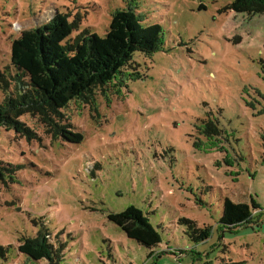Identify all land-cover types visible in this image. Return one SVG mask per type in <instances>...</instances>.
Wrapping results in <instances>:
<instances>
[{"label":"rangeland","instance_id":"obj_1","mask_svg":"<svg viewBox=\"0 0 264 264\" xmlns=\"http://www.w3.org/2000/svg\"><path fill=\"white\" fill-rule=\"evenodd\" d=\"M231 2L0 0V73L14 74L12 41L56 12L79 20L72 37L105 36L112 13L132 6L163 33L162 50L134 54L116 80L61 111L82 143L52 140L29 115L19 120L34 140L0 129V162L18 166L0 181V246L10 247L0 264H49L17 251L39 229L62 246L58 264H264V14L225 11ZM13 92L0 88V105ZM209 123L218 137H205ZM225 196L252 197L262 214L222 237ZM129 206L159 232L153 254L108 220ZM182 219L212 227L210 238L191 242Z\"/></svg>","mask_w":264,"mask_h":264},{"label":"trees","instance_id":"obj_2","mask_svg":"<svg viewBox=\"0 0 264 264\" xmlns=\"http://www.w3.org/2000/svg\"><path fill=\"white\" fill-rule=\"evenodd\" d=\"M135 8L115 10L103 37L88 30L72 37L73 32L78 30L79 20L72 21L66 13L56 12L47 23L23 31L14 39L10 46V64L14 74L11 75L9 70L0 73V88L7 92L13 83L15 92L9 94L4 104L0 105V129L13 131L27 141L34 140L36 134L19 120L29 115L37 118L52 140L82 143L84 135L73 131L61 111L72 101L88 98L93 89L116 80L123 70L132 65L134 54L152 56L162 50L160 25H143V19ZM225 11L249 17L264 14V0H232ZM209 124L203 129L205 137H218L217 126ZM261 137L264 142V135ZM16 169L18 166L0 162V181H4L6 174ZM198 201L200 204L196 205H206L202 200ZM221 202L217 229H221L222 237L225 233L235 234L238 228L250 225L258 213L262 214L261 206L252 197L250 204L233 202L227 196ZM108 220L128 239L150 249L151 254L162 242L148 217L134 206L120 213L109 214ZM180 222L186 226L185 236L195 244L208 240L212 234L210 226L199 228L188 219ZM49 239L47 231L39 229L34 237L21 239L17 251L28 263L46 261L58 264L62 257V246L55 247ZM9 248L0 246L1 259H6Z\"/></svg>","mask_w":264,"mask_h":264}]
</instances>
